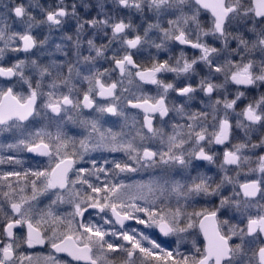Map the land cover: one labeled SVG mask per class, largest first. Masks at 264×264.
Listing matches in <instances>:
<instances>
[{
	"label": "snow or ice",
	"instance_id": "obj_1",
	"mask_svg": "<svg viewBox=\"0 0 264 264\" xmlns=\"http://www.w3.org/2000/svg\"><path fill=\"white\" fill-rule=\"evenodd\" d=\"M0 137V264H264V0H0Z\"/></svg>",
	"mask_w": 264,
	"mask_h": 264
},
{
	"label": "flooded vegetation",
	"instance_id": "obj_2",
	"mask_svg": "<svg viewBox=\"0 0 264 264\" xmlns=\"http://www.w3.org/2000/svg\"><path fill=\"white\" fill-rule=\"evenodd\" d=\"M111 119H115V118H111ZM3 140V137H0V141H2ZM143 174V173H142ZM141 174V175H142ZM149 175V173H147V176ZM144 180V179H143ZM43 199V198H42ZM63 207H66V206H61V208H63ZM228 215L229 216H231L232 215V213H228ZM233 222H235V221H233ZM198 243L201 245V246H203V243H204V241H203V237L201 236L200 237V240L198 241ZM188 249H190L191 248V245L189 244V245H187L186 246ZM29 252H40V253H42V254H44V255H47V246H45L44 248H37V249H33V250H29Z\"/></svg>",
	"mask_w": 264,
	"mask_h": 264
},
{
	"label": "rangeland",
	"instance_id": "obj_3",
	"mask_svg": "<svg viewBox=\"0 0 264 264\" xmlns=\"http://www.w3.org/2000/svg\"><path fill=\"white\" fill-rule=\"evenodd\" d=\"M149 178H150V174L147 176V173H143L142 175L140 174V175H137V176L135 177V179H137V180H140V179L147 180V179H149Z\"/></svg>",
	"mask_w": 264,
	"mask_h": 264
}]
</instances>
